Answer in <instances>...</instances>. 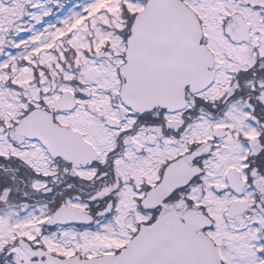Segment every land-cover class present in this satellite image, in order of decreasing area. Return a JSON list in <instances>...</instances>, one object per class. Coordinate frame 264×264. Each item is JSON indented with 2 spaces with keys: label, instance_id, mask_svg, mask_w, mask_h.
Masks as SVG:
<instances>
[{
  "label": "snow or ice",
  "instance_id": "1",
  "mask_svg": "<svg viewBox=\"0 0 264 264\" xmlns=\"http://www.w3.org/2000/svg\"><path fill=\"white\" fill-rule=\"evenodd\" d=\"M0 264H264V0H0Z\"/></svg>",
  "mask_w": 264,
  "mask_h": 264
}]
</instances>
